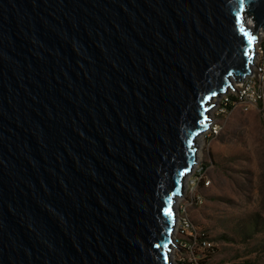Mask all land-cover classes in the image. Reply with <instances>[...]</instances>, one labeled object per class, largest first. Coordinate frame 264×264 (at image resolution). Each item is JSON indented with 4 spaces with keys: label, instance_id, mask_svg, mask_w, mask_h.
Returning <instances> with one entry per match:
<instances>
[{
    "label": "water",
    "instance_id": "1",
    "mask_svg": "<svg viewBox=\"0 0 264 264\" xmlns=\"http://www.w3.org/2000/svg\"><path fill=\"white\" fill-rule=\"evenodd\" d=\"M261 30L264 0H0V264H175L198 138Z\"/></svg>",
    "mask_w": 264,
    "mask_h": 264
},
{
    "label": "rangeland",
    "instance_id": "2",
    "mask_svg": "<svg viewBox=\"0 0 264 264\" xmlns=\"http://www.w3.org/2000/svg\"><path fill=\"white\" fill-rule=\"evenodd\" d=\"M215 104L210 129L203 133L202 158L193 170L205 202L191 207L181 198L178 209L187 210L216 243L203 264H264V100L256 110L239 107L226 116L221 102ZM198 146L199 151V141ZM204 180L211 185L205 187Z\"/></svg>",
    "mask_w": 264,
    "mask_h": 264
},
{
    "label": "built area",
    "instance_id": "3",
    "mask_svg": "<svg viewBox=\"0 0 264 264\" xmlns=\"http://www.w3.org/2000/svg\"><path fill=\"white\" fill-rule=\"evenodd\" d=\"M261 32L264 31L261 30ZM249 74L243 78L241 83L233 77L227 90L212 101V109L217 108L215 103L220 101L221 112L223 116H226L236 108L240 107L245 112H251L258 108L259 103L262 104L264 100V36L258 38ZM228 106H233V109L229 111ZM194 172L191 171L189 182H184V191L179 198H185L191 207H198L205 202V198L198 191L199 184L193 180ZM203 184L208 187L211 182L204 180ZM172 247L177 256L175 264H202L209 261L216 251L215 241L190 219L187 210L181 212L179 209Z\"/></svg>",
    "mask_w": 264,
    "mask_h": 264
},
{
    "label": "bare ground",
    "instance_id": "4",
    "mask_svg": "<svg viewBox=\"0 0 264 264\" xmlns=\"http://www.w3.org/2000/svg\"><path fill=\"white\" fill-rule=\"evenodd\" d=\"M253 21L252 20H250L249 19V25H251V26H254V23H252ZM264 33V32H263ZM262 32L261 33H259V38H261V37H263V34ZM213 113V110L211 109V111L209 112V119H210V122H211V118H210V113ZM198 141H199V144H200V150L197 152V154H196V161L199 163L200 162V160H201V158H202V148H203V145H204V135L203 134H201L200 136H199V138H198ZM197 162L195 163V166H193V168H192V172H193V170L196 168V165H197ZM187 182H189V176H187V178L185 179V183H187ZM180 198H179V200H177V204L179 205V202H180ZM174 247L172 248V251H171V253H172V259L174 258Z\"/></svg>",
    "mask_w": 264,
    "mask_h": 264
},
{
    "label": "snow or ice",
    "instance_id": "5",
    "mask_svg": "<svg viewBox=\"0 0 264 264\" xmlns=\"http://www.w3.org/2000/svg\"><path fill=\"white\" fill-rule=\"evenodd\" d=\"M241 3H243V0H241ZM242 32H243V34L246 36V37H248V39H249V44H251L252 42H253V40H254V37L251 35V33L250 32H248L247 30H245L244 28H243V26H242ZM169 215H170V213H169Z\"/></svg>",
    "mask_w": 264,
    "mask_h": 264
},
{
    "label": "trees",
    "instance_id": "6",
    "mask_svg": "<svg viewBox=\"0 0 264 264\" xmlns=\"http://www.w3.org/2000/svg\"><path fill=\"white\" fill-rule=\"evenodd\" d=\"M227 109L231 111L233 109V106H228ZM203 264V263H202Z\"/></svg>",
    "mask_w": 264,
    "mask_h": 264
},
{
    "label": "clouds",
    "instance_id": "7",
    "mask_svg": "<svg viewBox=\"0 0 264 264\" xmlns=\"http://www.w3.org/2000/svg\"><path fill=\"white\" fill-rule=\"evenodd\" d=\"M221 94V93H220ZM219 95V94H218ZM218 95H216L215 97H217ZM209 127V126H208Z\"/></svg>",
    "mask_w": 264,
    "mask_h": 264
}]
</instances>
